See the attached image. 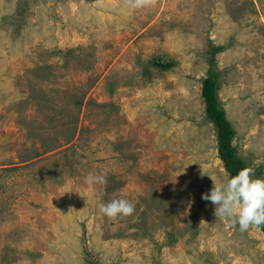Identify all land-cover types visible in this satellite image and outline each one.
I'll return each mask as SVG.
<instances>
[{
	"label": "rangeland",
	"instance_id": "rangeland-1",
	"mask_svg": "<svg viewBox=\"0 0 264 264\" xmlns=\"http://www.w3.org/2000/svg\"><path fill=\"white\" fill-rule=\"evenodd\" d=\"M210 67L264 178V0H0V264H264L202 197L229 177Z\"/></svg>",
	"mask_w": 264,
	"mask_h": 264
},
{
	"label": "clouds",
	"instance_id": "clouds-1",
	"mask_svg": "<svg viewBox=\"0 0 264 264\" xmlns=\"http://www.w3.org/2000/svg\"><path fill=\"white\" fill-rule=\"evenodd\" d=\"M252 172L250 166H245L226 180L217 181L211 176L214 186L202 194L215 205L217 217L232 218L242 231L252 224H264V178L253 177ZM85 179L92 183L103 181L104 177L89 173ZM134 209V203L124 197H114L100 205V211L109 217L130 215Z\"/></svg>",
	"mask_w": 264,
	"mask_h": 264
},
{
	"label": "trees",
	"instance_id": "trees-1",
	"mask_svg": "<svg viewBox=\"0 0 264 264\" xmlns=\"http://www.w3.org/2000/svg\"><path fill=\"white\" fill-rule=\"evenodd\" d=\"M216 49H221V47H217ZM210 59L212 63L214 58L211 57ZM218 76L219 73L210 67L207 76L203 80L202 94L206 102L207 117L214 122L217 128L219 156L225 163L224 165L230 176L234 175L242 167H251V164L246 158L239 155L234 145L235 129L218 97ZM259 226L264 231V224H260Z\"/></svg>",
	"mask_w": 264,
	"mask_h": 264
}]
</instances>
